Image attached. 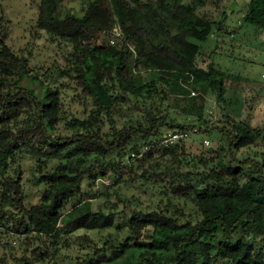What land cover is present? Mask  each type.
<instances>
[{
	"label": "trees",
	"instance_id": "16d2710c",
	"mask_svg": "<svg viewBox=\"0 0 264 264\" xmlns=\"http://www.w3.org/2000/svg\"><path fill=\"white\" fill-rule=\"evenodd\" d=\"M207 1L89 0L76 12L41 0L38 30L67 48L66 65L42 77L8 45L0 16V223L23 235L21 261L55 264L86 230L109 235L78 264H264V159L237 156L264 141V125L230 115L235 74L202 62L204 43L229 33L224 17L200 12ZM242 19L264 30V0H249ZM178 130L183 139L141 155ZM198 133L213 143L190 141ZM126 169L159 184L151 203L108 188L84 195V179L118 182ZM0 264H10L1 253Z\"/></svg>",
	"mask_w": 264,
	"mask_h": 264
},
{
	"label": "rangeland",
	"instance_id": "374dc122",
	"mask_svg": "<svg viewBox=\"0 0 264 264\" xmlns=\"http://www.w3.org/2000/svg\"><path fill=\"white\" fill-rule=\"evenodd\" d=\"M88 1L65 0V4L72 10L79 12ZM40 2L41 0H0V16L4 17V21H8V45L14 52L30 59V75L42 77L46 68L53 65H66L67 48L58 43L49 42L47 33L38 30L37 19ZM248 2L249 0H208L207 4L201 8V13H206L215 20L224 17L229 30V33L226 34L215 33L208 42L204 43V47H206L202 55V62L207 63L215 60L220 68L222 67L221 63H223L224 69L235 74L233 82L226 85L228 112L233 118L245 120L253 126L262 127L264 125V30L244 24L242 13L245 12ZM216 40H218L217 43ZM144 77L146 80H150L157 77V72H144ZM25 82L32 85L28 78ZM208 101L210 113L216 115L215 99L209 97ZM76 107L78 106H73V109ZM183 118L181 117L182 120ZM205 138L213 143L212 137H203L201 133L193 135L190 141L200 143L203 140L205 147ZM261 153H264V141L242 149L237 153V156L242 157L249 154L262 160L264 155ZM21 160L23 168H25V161L31 162L30 157ZM140 175L141 170L137 173H131L129 169H126L122 180L118 182L106 178H97L95 181L90 180L88 182L84 179L82 190L87 197L91 196L90 190L104 191L107 188L110 192L116 190L122 195L128 197L134 195L140 198V206H143L152 202L151 192H156L159 184H152V181L146 182ZM148 187L150 188L148 189ZM29 192L31 193L29 200L36 202L38 189L29 188ZM259 198L264 201V194L260 195ZM96 199L101 200L99 197ZM9 226L12 229L14 223ZM108 235L109 231L103 233L86 230L77 231L69 237L70 246L62 250L55 264H78V260L83 258L84 252L91 250V246L95 243L101 245ZM21 238L23 235L15 236V233L9 232L0 223V253L7 257L10 264H27L26 261L20 260L24 256V249L20 245ZM8 242L9 244H7ZM257 244L258 248L260 247L264 251V240L258 238ZM30 264L39 263L32 262Z\"/></svg>",
	"mask_w": 264,
	"mask_h": 264
},
{
	"label": "built area",
	"instance_id": "2783aa9c",
	"mask_svg": "<svg viewBox=\"0 0 264 264\" xmlns=\"http://www.w3.org/2000/svg\"><path fill=\"white\" fill-rule=\"evenodd\" d=\"M114 31L117 33V34H120V29L118 26H116L114 28ZM264 76V74H263ZM197 92L195 90H191V95L194 96L196 95ZM186 136V133H184L183 131H169V132H166L165 134H163L160 138V140L156 143H152L150 145H147L146 147L143 148L142 152H141V155L148 152L149 150L151 149H154L156 148L159 144H168V143H176L178 142L180 139H183L184 137ZM204 142H205V145H209L210 143V140L205 138L204 139ZM134 156V154H133Z\"/></svg>",
	"mask_w": 264,
	"mask_h": 264
}]
</instances>
